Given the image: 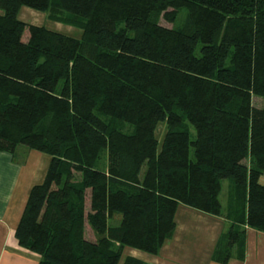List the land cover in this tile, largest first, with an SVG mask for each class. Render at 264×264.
I'll return each instance as SVG.
<instances>
[{
	"label": "trees",
	"instance_id": "obj_1",
	"mask_svg": "<svg viewBox=\"0 0 264 264\" xmlns=\"http://www.w3.org/2000/svg\"><path fill=\"white\" fill-rule=\"evenodd\" d=\"M22 6L81 36L21 21ZM252 96L264 98V0H0V151L50 157L18 244L37 264L154 254L177 205L219 215L229 179L225 261L239 224L264 233V106Z\"/></svg>",
	"mask_w": 264,
	"mask_h": 264
},
{
	"label": "crops",
	"instance_id": "obj_2",
	"mask_svg": "<svg viewBox=\"0 0 264 264\" xmlns=\"http://www.w3.org/2000/svg\"><path fill=\"white\" fill-rule=\"evenodd\" d=\"M18 18L68 36H81L80 29L58 25L45 12L29 7L22 6ZM16 149L22 150L20 157L16 151L14 154L0 151V264H37L39 254L18 244L15 229L29 190L43 180L50 157L22 146ZM228 185L230 194L232 182ZM227 207L219 215H213L179 203L174 213V229L156 253L124 247L117 264H126V259L135 264H264V233L246 224L237 226L242 231L240 240L230 247L226 260H222L226 233L231 225Z\"/></svg>",
	"mask_w": 264,
	"mask_h": 264
},
{
	"label": "rangeland",
	"instance_id": "obj_3",
	"mask_svg": "<svg viewBox=\"0 0 264 264\" xmlns=\"http://www.w3.org/2000/svg\"><path fill=\"white\" fill-rule=\"evenodd\" d=\"M185 15V11L183 10V11H181V13H180V17L178 18V20L175 22V24H173V23H168V22H166V21H164V20H162V19H160V23H162L163 25H165V26H172V24L174 25V26H177V25H180L181 24V21H182V19H183V16ZM52 21H54V22H57L58 23V25L60 24V25H65L66 27H67V24H64V23H62V22H60V21H56V20H53L52 19ZM70 26V25H69ZM71 28H74V27H72V26H70ZM27 35V34H26ZM25 36V35H24ZM26 37V36H25ZM25 37H24V39H25ZM251 102H252V105H254V106H256V107H262V106H264V98L263 97H259V96H252V99H251ZM124 124V126H123V132H126V131H133V126L132 125H129L128 123H123ZM164 131H165V124L164 123H159L158 125H157V127H156V137H157V139L160 141L161 140V138H162V136H163V133H164ZM195 138V130H194V128H193V126H191L190 125V139H194ZM19 147L20 146H22V145H18ZM22 147H25V146H22ZM27 148V147H26ZM16 149V148H15ZM17 149H24V148H17ZM15 150L16 151V154L17 155H19V157H20V152L22 151V150ZM15 153V152H14ZM14 153H12V154H14ZM28 153V152H27ZM26 153V154H27ZM101 159H100V161L98 162V165H100V163L101 162H106L107 161V157H106V151L105 150H103L102 152H101ZM27 157L26 158H28V155H26ZM190 156L191 157H193V150L192 149H190ZM103 164V163H102ZM245 164H248V160H245ZM258 182L260 183V184H263L264 185V173H262L261 175H260V177H259V180H258ZM228 183H230L231 184V181L229 180V179H223L222 181H221V190H220V193H219V200H220V204H221V209H222V211H224V210H226V206L228 205V202H229V193H228V190H229V185H228ZM120 219L121 218V216H120V214L119 213H116L115 214V217L112 219V220H110V222H109V224L110 225H115V224H117L118 222H117V219ZM226 241V240H225Z\"/></svg>",
	"mask_w": 264,
	"mask_h": 264
}]
</instances>
